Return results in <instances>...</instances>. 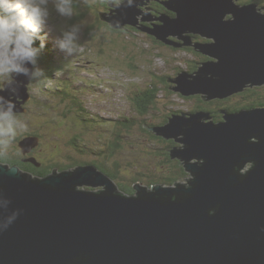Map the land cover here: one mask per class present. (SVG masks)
Segmentation results:
<instances>
[{
    "label": "water",
    "instance_id": "95a60500",
    "mask_svg": "<svg viewBox=\"0 0 264 264\" xmlns=\"http://www.w3.org/2000/svg\"><path fill=\"white\" fill-rule=\"evenodd\" d=\"M143 1L113 4L101 17L113 29L136 27ZM239 1L167 0L161 3L174 16L139 27L211 58L169 80L173 91L211 101L264 83V14ZM192 35L212 41L194 44ZM18 79L12 99L16 113L27 112L32 82ZM156 133L182 144L171 158L185 160L190 185L136 184L129 196L96 165L36 179L0 163V197L9 201L0 217L20 211L0 231V264H264V107L224 112L219 123L206 112L174 115ZM38 145L34 137L19 143L24 153ZM99 186L103 191L79 188Z\"/></svg>",
    "mask_w": 264,
    "mask_h": 264
},
{
    "label": "rangeland",
    "instance_id": "374dc122",
    "mask_svg": "<svg viewBox=\"0 0 264 264\" xmlns=\"http://www.w3.org/2000/svg\"><path fill=\"white\" fill-rule=\"evenodd\" d=\"M160 1L164 2V0ZM253 1L254 4L258 2V0ZM73 2L77 1L73 0ZM79 2L84 6L93 3L90 0H86V2L79 0ZM143 2L144 6H140V8L144 13L139 15L138 19L143 24L153 27V23L143 22L142 19L148 14H151L153 20L159 18L152 10L156 0H144ZM110 3L113 5L115 2ZM246 3L252 2H240V4ZM50 9L49 23L56 26L52 33V36L55 37L60 35V28L68 27L71 24L72 17H60L51 8V5ZM258 9L264 14V8ZM167 11L170 15L173 14V12ZM110 12L104 15L109 16ZM74 13L76 14L75 11ZM83 21L85 23L81 27L79 50L76 54L67 56L56 48L51 40L48 42L52 54L58 56L53 63H43L40 60L39 65L47 72L46 75L50 79L47 82L33 81L31 83L30 94L33 99L30 100V111L28 112L26 109L27 114L21 112L22 114L16 115L18 121L26 127L24 129L17 128L15 138L9 142L0 137V156L17 153L18 150H21L19 143L24 138L37 134L39 145L35 147V158L60 165L54 167L57 168V171L61 168H67L65 169L67 171L72 170L76 166H80L81 162L93 165L94 162L99 161L111 166L116 160L121 166L118 174L124 178L119 179L117 174L116 179H111L118 186V190L125 195L129 194L123 191V188L127 187L124 185L132 186L130 180L133 177L138 178L137 185L151 190L156 186L175 187L176 185L173 184H164V180H154L143 176L144 173L157 174L158 176L163 174L165 168L162 167V163L167 165L170 163L166 161L167 155H164L165 152H168L165 150L168 144L160 143V149L148 151L149 149L145 146L147 140L139 126L146 120L160 122L159 116L156 115L161 112L158 111L156 114L153 111L151 112L153 115H149L150 117L147 118L138 114L135 116L136 111L132 99L134 92L149 86L152 81L156 82L158 77L173 75L177 68L184 69V67L192 66L191 62L196 59L195 55L192 50L175 51L169 45L157 39L158 43H156L144 35L139 36L136 40L130 39L132 36L129 32H123L121 29L113 30L110 24L104 20L98 23L96 15L92 11H89ZM90 24L95 27L94 41L86 35ZM155 24L159 25L162 22L157 21ZM203 41L206 43L212 40L203 39ZM41 56L43 57L45 54L42 53ZM7 78L0 76V88L3 87V81ZM66 86L69 88L66 89ZM57 89L62 90L69 97L58 94ZM259 94V96L248 100L246 95L234 98L230 104L241 106L243 103L252 104L257 100H264V93ZM159 101L158 107L159 110H163V113L167 111L174 116L179 115V112L189 111L190 103L178 96H169ZM28 102L23 105L24 108ZM117 134H120L121 138ZM127 135H130V138ZM161 137L167 139L164 136ZM72 140L76 141L77 146L71 143ZM120 141L122 144L120 153H117L116 156L111 155L112 158L107 159V154H110L107 152L108 146L114 142L120 145ZM174 144L175 148L183 147L176 140ZM80 149H83L84 152H81ZM169 153L171 155V152ZM170 165L172 167L171 163ZM187 176L192 177V174L188 172ZM187 180L186 177L180 179L179 182L185 184ZM176 182L178 181L176 180ZM79 188L95 192L104 189L102 186ZM133 194L136 195V193Z\"/></svg>",
    "mask_w": 264,
    "mask_h": 264
},
{
    "label": "clouds",
    "instance_id": "9594fccd",
    "mask_svg": "<svg viewBox=\"0 0 264 264\" xmlns=\"http://www.w3.org/2000/svg\"><path fill=\"white\" fill-rule=\"evenodd\" d=\"M86 2V0H85ZM73 0H0V76L3 81L0 93V137L9 142L17 134V128L26 125L16 117V103L12 99L18 94L23 83L18 77L24 76L29 82H47L50 78L39 65V57L48 42L54 44L67 56L79 50V34L85 21L60 28V35L53 37L55 25L49 23L51 8L64 18L73 17ZM9 201L0 197V209ZM20 211L0 217V231L7 230L18 218Z\"/></svg>",
    "mask_w": 264,
    "mask_h": 264
},
{
    "label": "trees",
    "instance_id": "16d2710c",
    "mask_svg": "<svg viewBox=\"0 0 264 264\" xmlns=\"http://www.w3.org/2000/svg\"><path fill=\"white\" fill-rule=\"evenodd\" d=\"M76 1L77 2L73 3V8H74V11L76 12V14L74 17H72V19H70L71 24L69 26H71L72 24H75L76 22L79 23V22L83 21L86 18V16L89 14V11H92L96 15V19L98 20V23H99L100 21L103 20L101 15L111 11L110 2H113V3L115 2L114 4H121L126 0H113V1H111V0H105V1L104 0H90L93 3H91L88 6H84L81 2H79V0H76ZM164 1H167V0H164ZM245 1L254 2L253 0H241L240 2L245 3ZM240 2H238V3L240 4ZM153 7L155 9L154 12L159 17L163 13L169 14L165 5H163L160 2H158L155 5L153 4ZM139 27H150V26H147L140 21L136 27L132 26V25H126V26H124V28H120V29L123 32H129L130 36H132V37H130V39L136 40V38H138L139 36L144 35L146 38L150 39L151 41L158 43L155 36L149 34L148 32L141 30ZM97 28H98V25H97ZM94 30H95V27L93 24H90L86 30L87 37L93 41H94V35H93ZM113 43L116 44L115 41H113ZM170 47H172L173 50H175V51H177V50L180 51L182 49L190 50V51L192 50V52L196 51L193 47H185V48H178V47H174V46H170ZM42 53H44L45 56L42 57L41 56L42 54H41L39 57V62L41 60V62H43V63L44 62L53 63L54 59H56V57L58 56V55L52 54L51 49L48 46V44ZM48 65H50V64H48ZM50 68H51V66H50ZM180 69H182V68H177L176 72L173 75H163L161 77H158V80L156 82L152 81V83L149 86H146L145 88L143 87V89H140L139 91L134 92V97H133L132 101L134 104V109L136 111L135 116H137V114H138L141 117L147 118V117H150L149 115H153V113H151L153 111L156 114L158 111L161 112V113H158L159 115H156L157 117L159 116L160 122L159 121L155 122V121H147L146 120V121L142 122L139 126V129L141 130L142 134L144 135L145 139L147 140L145 146L147 149H149L148 151L158 150V149H160L159 148L160 143H166V141H164L163 138H161V136H159L156 133V129L160 128V127H164L165 125H167L170 121V118L173 116L172 113H169L167 111L165 113H163V110H159V107H158V105L160 104L159 100H163V99L168 98L169 96L171 97L173 95L178 96L181 99H183L184 101H187L188 103H190L188 113L202 112V111L210 110V109L212 110V109H215L216 107H220V106L223 107L224 104L227 106L229 105L228 107L233 108V109L235 107H237L235 105H231L230 103H224L222 101L225 99L227 100L228 98L216 99L214 102H208L200 96L195 95V96L186 97L180 93L173 91L172 88L175 86V84L170 82L169 80L174 79L180 73ZM67 88H69V86H66V89ZM251 90L263 92V91H260L261 89H247L246 91L242 92L243 96H245L246 93L251 91ZM57 93L61 94L63 96L69 97V95L65 94V92H63L60 89H57ZM240 94H237V95L232 96V97L237 98ZM253 97H255V96H253ZM31 98L33 99V96H31ZM258 99H260V98H258ZM191 103H193V104H191ZM211 105H214L215 108H211ZM258 105L263 106L264 100L263 99L257 100L256 103H252V104L243 103V105H241V108H236L233 111L242 110L248 106L252 107V106H258ZM73 111H74V109H73ZM179 113L182 114L183 112H179ZM78 114H79V112H78ZM130 125H131V122H130ZM117 136L121 138L120 134H117ZM129 136L130 135H127L128 138H130ZM28 137L39 138V136L37 134L28 135ZM75 142L76 141H73V140L71 141V143L73 145L77 146ZM115 142H116V140H115ZM115 142L112 145L108 146L109 149L107 152H110V154L109 153L107 154V159H111L112 158L111 155L116 156L117 153H120V148L122 146L121 141H120V145H119V143H115ZM173 143H174L173 141H170V143H166V144H168L166 147L167 148L173 147V145H174ZM115 144H117V145H115ZM80 150H81V152H84L83 149H80ZM4 157H6V155ZM4 157L0 156V160L3 159ZM168 158L170 159V156ZM81 164L87 165V164H84V162L83 163L81 162ZM81 164H80V166H82ZM93 165H96L99 168V170L104 172L106 175H108L112 179H116V176H117L119 170L121 169L119 162H117L116 160L113 161V164L111 166H109L108 163H107V165H105L104 163L99 162V161L94 162ZM162 167L165 168V170L163 171V174H161L159 176L157 175V178H155V179L153 178V179L154 180L160 179V181L164 180V184H167V185L173 184L174 185L176 183V180L179 181V179L184 177V175H185L184 170L182 168H179V167L174 168L173 166L171 167L170 163H169V165H167V164H164V162H163ZM118 176H119L118 178L121 180L124 178V177H121L119 174H118ZM137 180H138L137 177H135V178L133 177L130 180V184L132 186L125 184L124 186H127V187H125V188L121 187V188H123L124 192H127V193L133 192V190H132L133 182L137 181Z\"/></svg>",
    "mask_w": 264,
    "mask_h": 264
},
{
    "label": "flooded vegetation",
    "instance_id": "af4514ba",
    "mask_svg": "<svg viewBox=\"0 0 264 264\" xmlns=\"http://www.w3.org/2000/svg\"><path fill=\"white\" fill-rule=\"evenodd\" d=\"M161 3V1H159ZM158 2L156 1L154 3L157 4ZM254 3V2H252ZM113 4V3H112ZM255 4L258 6V8L262 7L264 8V0H258V2H255ZM111 5V3H110ZM112 7V5H111ZM111 9V8H110ZM152 10L154 11V7H152ZM164 14V13H163ZM170 14V13H169ZM263 14V12H262ZM174 16V14H172ZM158 20H148V23H156ZM108 23V22H107ZM109 24V23H108ZM113 30H118V29H113ZM193 37V43H198V42H203L205 43V41H203L202 37H200L199 35H192ZM186 47V46H185ZM185 47H182V48H185ZM193 55H195V58L192 62H191V65L190 67H184V69H180V72L181 71H187L189 73H194L195 71L198 70V68L200 67V65L208 60H211L210 57L206 56V55H203L202 53L200 52H197V51H194L193 52ZM252 89V88H251ZM253 89H261L263 90L264 89V86H261V87H255ZM259 93H264L263 92H258L256 90H251L249 92L246 93V99L248 100L249 98H253V96H259L260 94ZM196 96H200L202 97L201 95H196ZM243 96V93H241L238 97H242ZM237 97V98H238ZM235 98V97H234ZM233 97H228V99L226 100H222L224 103H230L231 101L234 100ZM236 99V98H235ZM216 99L214 100H211V101H208V102H214ZM31 101H32V98H31ZM31 101H29L26 105H25V109L28 110V112L30 111V104H31ZM243 105V104H242ZM229 106V105H228ZM227 105H223V107H214V105H211V108H215V109H210V110H205V111H202V112H206L209 114V116L211 117L210 120L214 123H219V122H222L224 120V112H228V113H237L241 110H237V111H233L234 109L236 108H241V106H237L235 107L234 109L233 108H230L228 107ZM264 107L263 106H248L246 107L245 109H242V110H249V109H253V108H262ZM26 113V112H24ZM22 113H17L16 115H20ZM27 114V113H26ZM182 114H188V112H184ZM181 115V113L179 114ZM28 137V136H27ZM162 138V137H161ZM164 141H166V143H170V141H175L174 138L173 139H164ZM174 144V143H173ZM175 145V144H174ZM173 145V147L171 148H166L165 150H168V152L164 153V155L166 154V160L169 161L170 163H172V166L174 168H182L184 170V177L180 178V179H183V178H188V180L186 181L185 185L188 186L190 185V183L192 182V180L194 179V176L192 177H188V172L186 171V168H185V164H182V160L176 158V159H172L171 158V155H170V151L173 150V148H175V146ZM21 151V152H20ZM35 152H36V148H33L31 151L27 152V153H24L21 150H18L17 153L13 154V153H8L6 157H4L3 159L0 160V163L4 164V165H9L10 167H14V166H17L20 171H22L23 173L29 175L30 177H33V178H44V177H47L49 175H51L54 171H57V168H54V167H59L57 164H54V163H47L41 159L37 160L35 158ZM170 156V159L168 158ZM253 162H249L243 169L244 172H246L247 170L251 169L253 167ZM78 167V166H77ZM76 168V167H75ZM50 169V170H49ZM67 168H61L60 170L58 169L59 172H64V171H67L65 170ZM144 177H147V178H156L157 177V174H152L150 173L149 175L144 173L143 174ZM179 179V180H180ZM137 182H139V180L137 181H134L133 182V185H135ZM133 192H128L127 194L129 195H134L133 193H136L135 191V188H132ZM102 191V190H100Z\"/></svg>",
    "mask_w": 264,
    "mask_h": 264
},
{
    "label": "bare ground",
    "instance_id": "6f19581e",
    "mask_svg": "<svg viewBox=\"0 0 264 264\" xmlns=\"http://www.w3.org/2000/svg\"><path fill=\"white\" fill-rule=\"evenodd\" d=\"M153 17H151L150 19H148V20H151ZM158 21H159V18H156ZM153 24H155V23H153ZM204 39H207V38H204ZM207 40H209V39H207ZM193 43V42H192ZM195 44V43H194ZM186 47H193V48H195L194 46H186ZM261 86H264V83L263 84H259V85H253V86H251V85H249L247 88H245V90L244 91H246L247 89H253V88H255V87H261ZM243 91V92H244ZM240 93H242V92H239V93H235V94H233V95H231V97L232 96H235V95H237V94H240ZM211 118V117H210ZM185 164V160L184 161H182V164ZM190 173V172H189ZM193 176V175H192ZM180 184H183L182 182H176L174 185H180ZM91 188H93V187H91ZM103 190V189H102Z\"/></svg>",
    "mask_w": 264,
    "mask_h": 264
}]
</instances>
